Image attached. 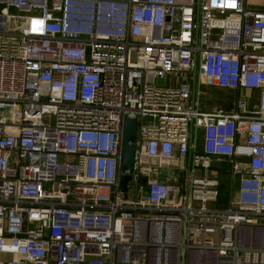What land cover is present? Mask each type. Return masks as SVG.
I'll return each instance as SVG.
<instances>
[{
  "label": "built area",
  "instance_id": "obj_1",
  "mask_svg": "<svg viewBox=\"0 0 264 264\" xmlns=\"http://www.w3.org/2000/svg\"><path fill=\"white\" fill-rule=\"evenodd\" d=\"M248 2L0 0V264H264V9ZM198 84L259 101L207 111Z\"/></svg>",
  "mask_w": 264,
  "mask_h": 264
},
{
  "label": "crops",
  "instance_id": "obj_2",
  "mask_svg": "<svg viewBox=\"0 0 264 264\" xmlns=\"http://www.w3.org/2000/svg\"><path fill=\"white\" fill-rule=\"evenodd\" d=\"M248 3L253 8L264 9V0H249ZM239 95L246 96L251 105L258 104L259 93L257 90H231L213 85L198 84L193 91V97L198 98L202 104V98L206 99L207 103L203 104V107L207 111L223 110L229 112Z\"/></svg>",
  "mask_w": 264,
  "mask_h": 264
},
{
  "label": "water",
  "instance_id": "obj_3",
  "mask_svg": "<svg viewBox=\"0 0 264 264\" xmlns=\"http://www.w3.org/2000/svg\"><path fill=\"white\" fill-rule=\"evenodd\" d=\"M138 133V122L135 118H127L125 120V128L122 143V163L121 169L123 171H133L135 163V140ZM131 179L130 174H122L120 177L121 185L124 190L128 189L127 183Z\"/></svg>",
  "mask_w": 264,
  "mask_h": 264
},
{
  "label": "rangeland",
  "instance_id": "obj_4",
  "mask_svg": "<svg viewBox=\"0 0 264 264\" xmlns=\"http://www.w3.org/2000/svg\"><path fill=\"white\" fill-rule=\"evenodd\" d=\"M174 78H177V75L170 74V75H168V77L164 76V77H160V78H155L152 81L154 83L160 85V86H167L170 79H171L170 80L171 84L173 82L177 83V81L176 82L174 81ZM202 99H203V104H206L207 103L206 99L204 97ZM214 168L217 171H219L222 189H226L228 191L229 190V185H227V178H228L227 173L229 172V168H230V160H229V158H223V157L215 158L214 159ZM202 171L203 170H197L195 174L196 175H201L203 173ZM234 195H236V193Z\"/></svg>",
  "mask_w": 264,
  "mask_h": 264
},
{
  "label": "trees",
  "instance_id": "obj_5",
  "mask_svg": "<svg viewBox=\"0 0 264 264\" xmlns=\"http://www.w3.org/2000/svg\"><path fill=\"white\" fill-rule=\"evenodd\" d=\"M227 175H228V173H227ZM227 185H229L228 184V178H227ZM229 194H230L229 190L227 191L226 189H222V187H221V193H220L219 202H218L219 206L225 207L227 205Z\"/></svg>",
  "mask_w": 264,
  "mask_h": 264
}]
</instances>
